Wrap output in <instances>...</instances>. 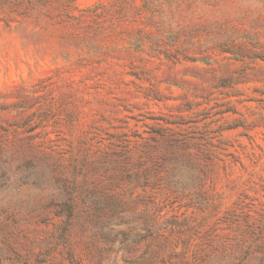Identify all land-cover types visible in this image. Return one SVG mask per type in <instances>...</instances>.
Wrapping results in <instances>:
<instances>
[{
    "label": "rangeland",
    "instance_id": "rangeland-1",
    "mask_svg": "<svg viewBox=\"0 0 264 264\" xmlns=\"http://www.w3.org/2000/svg\"><path fill=\"white\" fill-rule=\"evenodd\" d=\"M0 264H264V0H0Z\"/></svg>",
    "mask_w": 264,
    "mask_h": 264
}]
</instances>
